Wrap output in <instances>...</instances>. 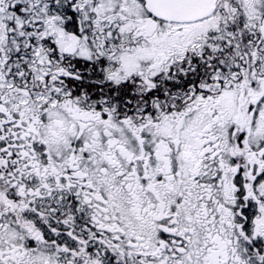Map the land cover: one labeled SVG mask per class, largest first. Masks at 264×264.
Here are the masks:
<instances>
[{
    "label": "snow or ice",
    "instance_id": "1",
    "mask_svg": "<svg viewBox=\"0 0 264 264\" xmlns=\"http://www.w3.org/2000/svg\"><path fill=\"white\" fill-rule=\"evenodd\" d=\"M0 264H264V0H0Z\"/></svg>",
    "mask_w": 264,
    "mask_h": 264
}]
</instances>
